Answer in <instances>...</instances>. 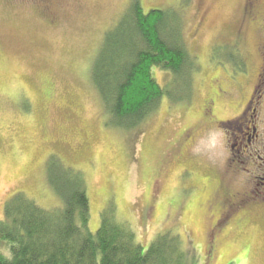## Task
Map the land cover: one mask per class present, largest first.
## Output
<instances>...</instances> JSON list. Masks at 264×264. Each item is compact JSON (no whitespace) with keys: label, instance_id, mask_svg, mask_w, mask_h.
I'll return each mask as SVG.
<instances>
[{"label":"rangeland","instance_id":"rangeland-1","mask_svg":"<svg viewBox=\"0 0 264 264\" xmlns=\"http://www.w3.org/2000/svg\"><path fill=\"white\" fill-rule=\"evenodd\" d=\"M133 1L0 0V219L19 191L44 208L61 205L47 177L55 154L85 177L91 232L112 204L144 250L170 231L192 264H264V202L248 198L250 188L264 189V108L250 145L227 129L244 108L250 120L247 99L264 74V0H252L259 18L251 22L240 20L248 0H136L143 12L181 19L197 67L188 101L164 97L125 127L105 108L95 70L118 63L108 34L117 39ZM237 30L244 64L229 58L236 49L225 42ZM153 75L168 87L169 73Z\"/></svg>","mask_w":264,"mask_h":264},{"label":"trees","instance_id":"trees-1","mask_svg":"<svg viewBox=\"0 0 264 264\" xmlns=\"http://www.w3.org/2000/svg\"><path fill=\"white\" fill-rule=\"evenodd\" d=\"M166 15L161 8L143 12L135 0L129 20L119 22L117 39L115 32L108 34V50L118 63L97 68L95 83L119 125L140 124L164 97L173 102L191 98L195 58L185 46L181 19L169 21ZM154 68L171 75L167 88L157 82ZM47 172L61 205L44 208L21 191L13 194L0 219V264H192L178 234L170 231L159 233L144 250L133 230L117 220L112 204L91 232L83 173L55 154L48 157Z\"/></svg>","mask_w":264,"mask_h":264},{"label":"flooded vegetation","instance_id":"flooded-vegetation-1","mask_svg":"<svg viewBox=\"0 0 264 264\" xmlns=\"http://www.w3.org/2000/svg\"><path fill=\"white\" fill-rule=\"evenodd\" d=\"M257 8V7H256ZM256 10V9H255ZM255 18H259L258 16H255V13L253 12V1L252 0H248V2L245 4L244 6V13L242 14V16L240 17V20L242 22H251L253 19ZM259 24L261 25H264V18L262 17V19H258ZM231 38L233 40L229 41V40H226L225 42H230L231 44H234V47L236 49L235 53H233L230 58H233L235 59V61H237L239 64L245 62V58H247L246 56H244V52L241 51V46L240 43H241V40H242V37L240 35V33H238V30L236 31V34H234L233 36H231ZM263 40L260 42L259 46L257 47V49H259V47H263L264 46V37H262ZM262 57H263V61L261 62V65L259 67V70L261 69L262 71L264 70V47H263V50H262ZM244 71V70H243ZM241 73V71H240ZM239 73H237L238 75ZM236 74H231V78L236 80L238 82V80L236 78H234ZM236 75V76H237ZM259 75V74H258ZM264 74L263 76L261 75L257 80H256V83L255 85L253 86L252 90H251V93L247 99V103H251V108H250V112H249V115H247L250 120L249 121H245V119L243 118L244 116H246V113L244 112L245 108L241 111V114H239L237 117H238V120L236 122L237 126L234 127V126H231V125H228L227 129L229 130H234L236 128V130L234 131V134L233 136L235 135L236 132L242 134L243 136V139L245 141V144L246 145H250L249 143H252L253 142V139L255 138L256 136V130H257V126L255 124V122L257 121L258 119V115L260 114V112L263 110L264 108ZM262 98V100H259V98ZM208 109V108H207ZM256 119V120H255ZM255 120V121H254ZM253 124L251 126V129H250V133L247 132V130L249 129V126ZM262 127H264V125H262ZM229 130V131H230ZM189 136H192V135H189ZM187 137V135H186ZM238 140V137L236 138ZM248 143V144H247ZM243 144V145H245ZM232 149L233 150H237L239 148H241V145H238L236 144L235 145V142L232 144ZM264 150V148H263ZM238 152V151H237ZM258 157L260 158L261 156H259L258 154ZM237 158V157H236ZM235 162V160H232V159H229V163L232 165L233 163ZM228 164V165H230ZM263 170H261V175H259L257 177V179L264 184V163H263ZM250 182V181H249ZM250 191L249 193H251L248 198H252L251 195L252 193H255V196L254 198H252L251 200H255V199H259L260 201L264 202V189L262 190H259V191H253V189L250 188ZM243 198H245L244 196L242 198H239V201L240 200H243ZM232 208H237L236 206H233ZM223 209V207H222Z\"/></svg>","mask_w":264,"mask_h":264}]
</instances>
